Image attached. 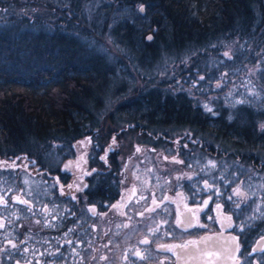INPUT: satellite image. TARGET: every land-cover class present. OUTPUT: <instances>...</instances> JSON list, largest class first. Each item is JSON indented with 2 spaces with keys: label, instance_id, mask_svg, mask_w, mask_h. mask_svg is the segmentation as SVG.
<instances>
[{
  "label": "flooded vegetation",
  "instance_id": "flooded-vegetation-1",
  "mask_svg": "<svg viewBox=\"0 0 264 264\" xmlns=\"http://www.w3.org/2000/svg\"><path fill=\"white\" fill-rule=\"evenodd\" d=\"M123 121L45 160L0 153V264H264L262 136Z\"/></svg>",
  "mask_w": 264,
  "mask_h": 264
},
{
  "label": "trees",
  "instance_id": "trees-1",
  "mask_svg": "<svg viewBox=\"0 0 264 264\" xmlns=\"http://www.w3.org/2000/svg\"><path fill=\"white\" fill-rule=\"evenodd\" d=\"M218 40L222 47L212 58L210 49L198 48ZM98 44L120 52L112 60ZM189 48L198 50L188 65H174L175 76L197 94L198 87L216 90L219 75L223 81L240 76L244 60L264 61L256 53H264V0H0V153L43 160L50 149L60 151L97 122L106 100L130 81L135 70L116 68L117 61H126L127 54L145 70L156 66L159 54ZM244 83L236 82L241 89L232 109L213 105L208 114L196 113L199 105L187 93L163 96L150 89L120 107V115L143 127L192 126L247 146L256 140L249 134L264 138V99Z\"/></svg>",
  "mask_w": 264,
  "mask_h": 264
},
{
  "label": "rangeland",
  "instance_id": "rangeland-1",
  "mask_svg": "<svg viewBox=\"0 0 264 264\" xmlns=\"http://www.w3.org/2000/svg\"><path fill=\"white\" fill-rule=\"evenodd\" d=\"M105 42V41H103ZM234 42H231V45L233 46ZM220 44V41L218 40L217 44L211 41L209 45H203L201 47H198L201 49L202 52H207V49H210L211 53L210 56L211 58L214 57V51L215 49L219 50L222 46ZM98 48L102 51H106L107 55L109 57L115 59V52H120V48L118 46L111 45V44H103L100 45L98 44ZM198 48H189L186 52H183L180 50V52L171 54V53H166V55H158L156 58V61L154 65L155 67H151L145 70H138V68L135 64V61L130 59L127 54L124 52L126 61H121L118 62L114 65L116 68H120V66H126L129 68V70L133 69L135 70L134 74L131 76L130 81L127 82V85L123 89H117L116 92L117 94L113 95L112 99H107L105 106L101 109V117H97L98 121L95 122L96 128L98 130H101L103 132H106L109 128H113V126H116V129H121L124 126V121L121 118L120 115V107L126 106V103L133 98L134 100H137L139 97V100L143 99V96L147 94L150 89L160 90L163 92V96L166 94H175L181 96V94H188L189 99L193 102V105H199V108L194 109L192 111H196V113H203V114H208L206 111H209V109H213V105L215 106L216 110H220L222 108H227V109H232L236 106L238 103V99L234 101L236 98V91L238 92L241 88L237 86V83L240 84H248L249 86H254V88L257 89V92L259 93V97L261 95V99H264V61H261L259 59H256V57H253V59H247L244 60L243 63V73L240 76H236L235 79H232L230 81L226 80H221L220 78L222 75L218 76V79L215 80L213 83L212 87L215 88L216 90H211L208 89L206 86L201 87L198 89L200 90V93H194L193 88L190 86L186 85L185 83L182 82V80H179V77L177 78L178 75L175 76V74L178 72L177 70L174 69V65H183L186 66V60L187 58L193 56V54H196V51ZM179 50V49H177ZM213 50V51H212ZM123 53V52H122ZM259 54L263 59H264V53H262V49L256 52ZM256 54V55H257ZM220 55V54H219ZM113 60V59H112ZM211 60V59H210ZM119 64V65H117ZM183 68V67H182ZM185 69V68H184ZM114 80H117V77L113 78ZM232 81V82H231ZM235 81V82H234ZM263 81V83H262ZM193 84H196V79L192 78ZM150 83L149 85H147ZM165 84L164 89L162 86ZM251 84V85H250ZM123 90V92H121ZM148 90V91H147ZM253 91V89L251 90ZM121 92V93H120ZM261 92H263L261 94ZM141 94H143L141 96ZM183 97V96H181ZM253 98L251 97H246V100H252ZM241 101V100H239ZM231 104V105H230ZM148 113H153V110H149ZM264 116V115H263ZM158 117V116H157ZM114 121V122H113ZM157 121H160L162 123H165V119L162 117H159ZM114 124V125H113ZM142 125V124H141ZM111 128V130H112ZM145 129L150 128L151 131H157V130H163L166 133L174 134V132H177L179 129L178 127H173V125H168L166 124H158L157 127L151 126V125H145ZM113 131H110L109 133H112ZM129 132V133H128ZM144 132V131H143ZM128 134L127 137L125 138V142L130 144V138H133L135 134H137V131L129 130L126 131ZM258 134V133H257ZM250 139H256L254 140L253 144H249V148H256L255 144L259 143L260 140L255 136V134H249ZM86 136L82 135L79 139L75 140L74 142L77 144H82L83 140L84 143ZM137 138V135H136ZM262 142L264 143V139L262 138ZM84 143L82 144L81 147H79L76 150V153H78L81 148L83 147ZM213 143L214 144H219L222 147H231V145H234L231 141L225 139L223 140L222 138H213ZM70 145V142H69ZM236 148H242L235 146ZM258 148V147H257ZM124 149H126L124 147ZM51 150V149H50ZM62 151V150H61ZM51 153V152H50ZM57 153V154H56ZM56 153H51L52 157L55 159H60L61 155L60 152ZM47 156V155H46ZM42 157L43 160H45V153L40 156ZM216 159V158H215Z\"/></svg>",
  "mask_w": 264,
  "mask_h": 264
},
{
  "label": "snow or ice",
  "instance_id": "snow-or-ice-1",
  "mask_svg": "<svg viewBox=\"0 0 264 264\" xmlns=\"http://www.w3.org/2000/svg\"><path fill=\"white\" fill-rule=\"evenodd\" d=\"M140 11L141 12H143L144 11V7H143V5H141V7H140ZM149 39H151V37H149ZM225 55L227 56L228 55V53H225ZM209 111H211V109H209ZM113 142L115 143V140H113ZM71 187V186H70ZM205 203H207V202H205ZM219 207V206H218ZM92 211L94 212L95 210L94 209H92ZM201 227H203V225H201ZM145 243H147V241H144ZM238 247V246H237Z\"/></svg>",
  "mask_w": 264,
  "mask_h": 264
},
{
  "label": "water",
  "instance_id": "water-1",
  "mask_svg": "<svg viewBox=\"0 0 264 264\" xmlns=\"http://www.w3.org/2000/svg\"><path fill=\"white\" fill-rule=\"evenodd\" d=\"M140 7H141V5H140Z\"/></svg>",
  "mask_w": 264,
  "mask_h": 264
}]
</instances>
